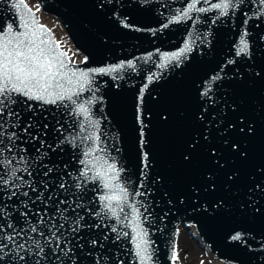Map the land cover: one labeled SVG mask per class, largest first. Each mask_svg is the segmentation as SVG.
<instances>
[{
    "label": "water",
    "instance_id": "95a60500",
    "mask_svg": "<svg viewBox=\"0 0 264 264\" xmlns=\"http://www.w3.org/2000/svg\"><path fill=\"white\" fill-rule=\"evenodd\" d=\"M36 1L38 5L32 7L26 0H0V32L8 36L35 33L37 42L46 41L43 46L52 55L66 54L58 56L66 65L62 87L53 86L49 91L72 96L77 103L72 104L67 98L56 104L28 101L30 109L19 97L21 102L15 108L22 121L31 120L34 135L48 125L46 144L55 146L66 138L74 141L75 147L65 143L61 145L63 151H48L47 156H43L44 149L37 153L39 142H27L25 137L24 146L32 157L30 165L34 171L38 172L36 165L41 158L60 164L57 172L65 171L64 163L69 165L66 193L58 188L52 190L53 201H68L60 205L62 209L69 208L67 216L74 218L71 208L80 202L74 195L80 191L76 183L82 185L87 197L83 203L100 212L99 217L89 215L87 220L100 223L101 228L82 233L84 238L106 233L111 239L102 250L105 256L118 254L124 264H139L132 239L139 232L144 240V255L149 258L147 264H176L174 241L180 227L205 253L209 252V264H264V195L249 192L255 183L264 184L260 172L264 171V40L260 39L264 36V19L249 21L250 55L235 57L239 19L226 17L211 24L214 13L209 12L199 14L202 22L195 26L185 19L162 28L190 0H149L148 4L144 0ZM39 12L52 14L64 26L71 43L81 53L80 60L76 61L63 48L54 31L40 21ZM9 25L11 32L7 31ZM205 33H210L207 40L211 43L204 40ZM186 41L192 48L186 59L177 62L165 55L178 51ZM230 59H235V63L227 64L221 73V67ZM127 60L134 61V70L126 68L119 80L91 72ZM160 64L165 67L160 68ZM81 73L92 78V88L98 91L89 90V85L84 84V91L80 92ZM217 73L222 79L211 81L210 77ZM209 86L211 91L202 96ZM88 100L94 102L89 105ZM79 104L89 110L88 117L78 112ZM205 108L208 112L201 121L199 116ZM229 123L234 127L228 129ZM61 127L63 132L58 133ZM197 139L199 142L192 147ZM232 144L238 150H233ZM241 152L245 155L241 156ZM112 158L118 170L114 173L116 180L107 175L104 180L89 179L97 172L106 173V164L112 163ZM80 160H85L90 169L87 177L80 176L85 169ZM144 164L148 165L146 169ZM32 179L38 191H43L40 182L51 184L56 177L52 174L45 178L40 173ZM105 180L126 189V200L112 202L116 216L109 209L102 211L101 203L95 199L108 191L102 189ZM25 190L28 189L21 192ZM137 191L144 194L136 195ZM117 195H121L119 190ZM30 196L35 194L30 192ZM53 201L48 202L49 213L55 212ZM252 201H258L260 213L248 207ZM44 206L37 201L33 211L43 210ZM14 220L21 222L18 214ZM61 222L57 218V223ZM113 227L117 232L111 231ZM124 231L129 236H122L113 244L117 233ZM236 232L243 234L242 240L230 238ZM88 250L87 244L83 252L77 250L80 264H94L93 258L87 256Z\"/></svg>",
    "mask_w": 264,
    "mask_h": 264
},
{
    "label": "snow or ice",
    "instance_id": "6c2138e0",
    "mask_svg": "<svg viewBox=\"0 0 264 264\" xmlns=\"http://www.w3.org/2000/svg\"><path fill=\"white\" fill-rule=\"evenodd\" d=\"M148 2L149 0H144L145 4H148ZM198 4L207 6L198 7ZM193 12L197 15L192 16L191 13ZM209 12L214 13L211 24H216L221 18L226 17L240 20V39L235 48V57L250 55V46L247 40L249 21L264 19V0H190L187 6L172 15L167 23L162 25V28H167L171 23L184 22L185 19L190 20L192 25L195 26L202 22L199 14ZM25 27L27 28V25ZM7 31H12L11 25L8 26ZM209 34H204V40L211 43L210 40H207ZM0 36H3V40L0 41V264H80L79 252L84 251L85 244L89 249L87 256L93 258L94 264H102V261L103 264H124L118 254L114 257H107L103 254L102 250L105 248V242L111 239L108 234L104 233L100 237H89L87 239L82 235V233L91 232L93 228L99 230L101 224L90 223L87 220L89 215L99 217L100 212L93 211L83 203L87 197L81 184L76 183L75 185L80 191L74 193V195L80 202L75 203V206L71 208L74 218L65 214L69 211V208H60L61 204L68 203L66 199L58 198L53 201V189L58 188L66 193L69 187L66 179L67 176L71 175L67 172L69 165L64 163L62 166L65 171L57 172V169L61 167L60 164L53 163L50 159L46 162L41 158L36 165L38 172L34 171L30 165L32 157L28 156V149L24 146L25 137L27 142H39L40 148H37L36 151L40 153L41 149H44L43 156H47L48 151H63L61 145L65 143H72L75 147L74 141L67 140V138L55 143V146L46 144L48 125H43L44 131L42 133L34 135L31 131L33 128L31 120L22 121L19 112L15 108V105L21 102L19 97L24 98L23 102L30 109L32 105L28 101L56 104L58 101L62 102L67 98L72 104L77 103L76 100L72 99V96L66 97L63 94H53L49 91L53 86L56 88L62 87L61 81L67 75L63 71L66 65L58 59V56L66 54L52 55L51 50L43 46L46 41L37 42L35 33L23 32L8 36L6 33L0 32ZM260 39L264 40V36H261ZM191 51L190 43L186 41L178 51L165 55L170 60L179 62L182 58L186 59V54ZM234 63L235 59L228 60L221 67L220 72H223L227 64ZM159 67L164 68L165 64H160ZM126 68L134 70V61H121L120 63L92 69L91 72L100 75H111L113 80H119L122 78L121 73ZM154 75H150L148 79H153ZM81 77L83 83L80 92L84 91V84L89 85V90L98 91V89L92 88V78L89 75L81 73ZM219 79H222L220 73L210 77L211 81ZM116 86L118 87V84ZM209 91H211L210 86L202 91L201 95L207 96ZM79 94V92L75 93L76 96H79ZM94 99L99 101L102 100V97H94ZM93 102L94 100L87 101L89 105ZM78 112L85 117L89 115V110L84 104H79ZM207 112L208 109L205 108L199 116L201 121L205 120V113ZM212 120H215V116L212 117ZM210 126L211 124L208 125V127ZM233 127L231 123L227 125L228 129ZM240 131L243 132L244 129L241 128ZM57 132L62 133L63 128H58ZM248 132H252V125L250 124L248 125ZM42 136L45 139H42ZM88 139L90 140L91 137H88ZM204 139H208L207 132L204 134ZM198 142L199 139L195 140L192 147H195ZM231 147L233 150H238L236 144H232ZM101 151H104V149H101ZM212 154L215 155V149H212ZM240 155L244 156L245 154L241 152ZM184 158L188 160L189 156L186 155ZM112 159V163L106 164V173L97 172L94 177L89 179L94 181L104 180L107 175L110 176L111 180H116L118 176L114 173H117L118 170L115 165V158ZM79 163L85 165V169L80 171V176L87 177V172L90 169L87 168L86 161L80 160ZM21 165L24 166L21 167ZM143 167L146 169L148 165L144 164ZM119 171H123V169H119ZM260 172L261 175H264V171L260 170ZM40 173L45 178L52 174L56 177L51 184L44 181L40 182L43 191H38L37 187L34 186L36 182L32 179ZM25 176L28 179H25ZM207 179L211 180V175H208ZM229 179H232V177L230 176ZM210 187L214 189V185L210 184ZM24 188L28 190L21 192V189ZM102 189L108 191L98 195L95 199H98L101 203L102 211L109 209L112 215L116 216L112 202L119 204L120 201L126 200V189L106 180L102 184ZM117 190L121 195H117ZM253 191L264 195V184L255 183L249 188L250 193ZM30 192L34 193L35 196H30ZM45 193H48V195L45 196ZM143 194L139 191L136 192V195ZM37 201L44 203L43 210L36 209L33 211V206ZM49 201H53L52 206L55 208V212L49 213ZM220 205H222V202H220ZM257 205H259L258 201H252L248 207H252L255 213H260L261 207ZM81 212L84 214L81 215ZM17 214L21 221L20 224H17L14 220ZM33 217H35V221H33ZM57 218L62 222L57 223ZM66 225L67 227H65ZM111 231L117 232V229L113 227ZM122 236L128 237L129 233L126 231L117 233L115 239H112V243L115 244ZM230 238L233 241H239L243 239V234L236 232ZM132 239L135 242L134 256L138 258L139 264H147L149 258L144 255V240L141 233L138 232ZM93 253H96L94 257ZM173 259H175V254Z\"/></svg>",
    "mask_w": 264,
    "mask_h": 264
},
{
    "label": "rangeland",
    "instance_id": "374dc122",
    "mask_svg": "<svg viewBox=\"0 0 264 264\" xmlns=\"http://www.w3.org/2000/svg\"><path fill=\"white\" fill-rule=\"evenodd\" d=\"M26 2L28 4H31L32 7H35V5H38L36 0H26ZM39 13H40L38 15L39 18H41V20L44 23H46V25H48L52 31H54L53 32L54 36L57 37L56 38L57 40L59 38L61 45H64V42L62 40V36L59 37L58 35H56V33L58 32L56 27H57V25H61L60 23H58L59 21H57V18L52 16V14L50 15V14L42 13V12H39ZM41 14H44L45 16L42 15V17H41ZM67 38H69V37L67 36ZM75 51H76L77 56L75 58L74 57H72V58H74V59H76V61H78L81 58V53H78L76 48H75L74 52ZM192 230H194V228ZM183 233H184V235H183L184 239L181 241L182 244H180L181 247L179 250V254H180L181 258L184 259L183 262H185V264H209V261L211 262V259L209 258V257H211V255H209V252L205 253V251L202 250V247L198 246V242L195 241L194 238L190 236L189 232H187V230L185 228H184Z\"/></svg>",
    "mask_w": 264,
    "mask_h": 264
},
{
    "label": "bare ground",
    "instance_id": "6f19581e",
    "mask_svg": "<svg viewBox=\"0 0 264 264\" xmlns=\"http://www.w3.org/2000/svg\"><path fill=\"white\" fill-rule=\"evenodd\" d=\"M42 15L45 16L44 14H41V17H42ZM62 26L63 25H57L56 29L58 30V32L56 33V35H58L59 37L62 36V40L64 42L63 48L65 47V49H67L69 53H72L71 57L75 58L77 56L76 51L74 52L75 46L71 43L72 40L71 39L69 40V38H67L68 35L65 33L66 30L64 31V28H63L64 26L63 27ZM58 40H59V38H58ZM183 231H184V228H180V227L178 228V231H176V236H175V241H174V244H175V246H174L175 261L178 264H182V263L185 264V262H183L184 259L181 258L180 254H179V250L181 247L180 244H182L181 241L184 239L183 238V235H184Z\"/></svg>",
    "mask_w": 264,
    "mask_h": 264
}]
</instances>
